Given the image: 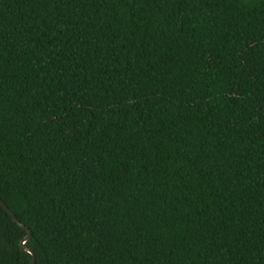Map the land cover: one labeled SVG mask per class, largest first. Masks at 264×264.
I'll list each match as a JSON object with an SVG mask.
<instances>
[{"label":"trees","instance_id":"trees-1","mask_svg":"<svg viewBox=\"0 0 264 264\" xmlns=\"http://www.w3.org/2000/svg\"><path fill=\"white\" fill-rule=\"evenodd\" d=\"M0 198L34 264H264V0H0Z\"/></svg>","mask_w":264,"mask_h":264},{"label":"water","instance_id":"water-1","mask_svg":"<svg viewBox=\"0 0 264 264\" xmlns=\"http://www.w3.org/2000/svg\"><path fill=\"white\" fill-rule=\"evenodd\" d=\"M0 203L2 204V206L6 209V211L9 213V215L13 218V220L15 221V222H17L19 225H21V226H23L24 228H26L18 219H17V217L14 215V213L10 210V208L4 203V201L0 198ZM26 230H27V228H26ZM28 231V235L21 241V248H22V250H24V251H26V252H28L29 254H31L32 255V261H31V264H34L35 263V253H34V251L31 249V248H29V247H27L26 245H25V242L27 241V240H29L30 238H31V232L29 231V230H27Z\"/></svg>","mask_w":264,"mask_h":264}]
</instances>
